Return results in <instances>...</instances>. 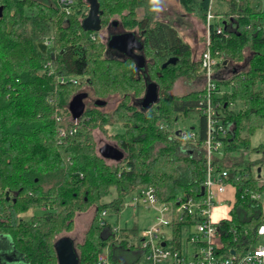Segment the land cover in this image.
<instances>
[{
	"label": "trees",
	"instance_id": "obj_1",
	"mask_svg": "<svg viewBox=\"0 0 264 264\" xmlns=\"http://www.w3.org/2000/svg\"><path fill=\"white\" fill-rule=\"evenodd\" d=\"M71 1L66 12L58 0H0V234L10 237L24 264H58L55 243L74 229L77 215L93 209L83 240L74 244L78 264L96 262L105 249L113 264H137L142 252L127 242L137 226L114 233L111 223L100 225V214L118 216L128 196L147 187L162 202L201 200L207 131L201 55L192 60L176 28L155 18L157 0H95L100 30L117 22L142 42L140 71L107 51L100 30L83 26L89 0ZM177 2L203 24L202 47L210 7L223 26L221 34L215 23L209 31V48L222 59L210 98L230 126L224 156L212 164L215 173H227L225 183L234 189L229 218L219 222L220 251L245 252L257 244V229L264 225L263 159H250L264 157V146H251L252 136L264 129V0ZM39 43H47L45 53ZM170 58L176 64L162 68ZM179 78L202 86L172 95ZM147 81L157 85L158 100L143 110L139 101ZM87 89L96 100L118 98L114 110L103 112L93 102L73 120L69 101ZM185 119L197 123L178 127ZM114 126L120 132L109 133ZM95 129L123 152L122 160L110 164L99 155ZM182 131L196 138H184ZM36 209L42 213L22 216ZM198 219L184 216L178 226Z\"/></svg>",
	"mask_w": 264,
	"mask_h": 264
},
{
	"label": "built area",
	"instance_id": "obj_2",
	"mask_svg": "<svg viewBox=\"0 0 264 264\" xmlns=\"http://www.w3.org/2000/svg\"><path fill=\"white\" fill-rule=\"evenodd\" d=\"M71 2V0H58L61 9L66 12ZM212 2L213 0H210V3ZM213 23L216 33L221 34L223 32L221 19L213 15L210 7L206 13V43L200 60L203 87L207 91L205 105L202 108L207 131L204 141L206 180L202 194L200 190L201 200L177 199L175 204L162 202L153 187L143 188L130 194L123 210L142 209L146 214L153 216L151 226L140 229L135 238L127 239L129 248H137L142 252L137 264H264V225L257 229L258 242L252 249L245 252L232 250L234 254L229 251L228 255L224 256L220 251L219 222H213L211 219V212L225 194L227 186L225 183L227 173L225 171L215 173L212 162L215 158H223V140L227 137L230 127L224 124L218 114L220 104L214 106L210 98V93L215 89V71L222 61L221 58L213 55L209 48V31ZM262 24L264 28V21ZM45 44L47 46V43ZM60 134L65 135L63 130H60ZM181 135L184 138H196V134L190 131H182ZM107 214L106 211L100 214L101 226H106L108 223L105 219ZM184 216H196L199 219L196 223L178 226V222ZM111 228L114 233H119L121 230L118 226ZM92 264H113L107 249L103 250Z\"/></svg>",
	"mask_w": 264,
	"mask_h": 264
},
{
	"label": "rangeland",
	"instance_id": "obj_3",
	"mask_svg": "<svg viewBox=\"0 0 264 264\" xmlns=\"http://www.w3.org/2000/svg\"><path fill=\"white\" fill-rule=\"evenodd\" d=\"M221 6V5H219ZM155 8V18L157 20L167 22L168 24L172 25L176 28L178 34L182 38V40L188 43L191 47V58L192 60H197L201 55L204 47H202V36L204 31L203 24L199 21V18L195 15H190L186 13L178 4L177 0H157L154 4ZM139 17L143 15L141 10H138ZM121 32H126L119 26H110V27H103L98 35L100 40L103 43H106L108 36L113 34H118ZM86 78V77H85ZM202 86L201 82L198 83L197 81L194 83L186 82L183 78L177 79L174 83L172 90L170 91L172 95H183L193 90H198ZM86 92L88 93V98L84 100L85 108L91 106L92 103L96 100V98L92 95V92L87 89ZM118 98L110 99L106 102V104L102 107H98L103 112H111L114 110L118 103ZM191 121V122H190ZM193 121V122H192ZM196 120L185 119L180 121L178 127L180 128H189L192 124H196ZM121 128L118 126L108 128L109 133L120 132ZM93 139L97 147V151L99 148L104 146L105 144L109 143L115 146L114 143L108 141L103 134L95 129L93 131ZM259 145L264 146V129L257 131L251 138V146L257 147ZM244 159H247V157ZM251 160L260 159L262 160L260 169H261V176L264 178V157L260 155H253L250 157ZM108 163L114 164L112 161L107 160ZM230 191L228 192V194ZM114 197L112 194L110 197L105 198V201H110ZM228 200V201H227ZM227 200L223 201L221 198L213 214L211 219L213 222H220L221 220L227 218L229 216V211L231 208V204L234 200L233 196H227ZM264 201V197H263ZM42 211L40 210H31L22 216L27 218L31 215H39ZM93 209L89 210L86 213L77 215L75 218L74 229L71 232L63 234L64 237L69 238L74 244L80 243L83 240V234L88 229L91 223V219L93 217ZM153 216L148 215L145 213L144 210L138 209L137 211H133L132 209L125 208L121 211V213L116 216L112 213L107 214L105 217L108 223H111L112 226H118L119 228H132L133 226H137V228L144 229L148 228L153 223ZM61 235V236H63ZM0 242L6 244V246L11 247L12 242L8 235L0 234ZM134 255H129L130 259L134 258Z\"/></svg>",
	"mask_w": 264,
	"mask_h": 264
},
{
	"label": "water",
	"instance_id": "obj_4",
	"mask_svg": "<svg viewBox=\"0 0 264 264\" xmlns=\"http://www.w3.org/2000/svg\"><path fill=\"white\" fill-rule=\"evenodd\" d=\"M90 11L83 21V26L88 30H100L98 9L95 0H89ZM112 26H117V22H113ZM38 49L42 52H46V44L39 43ZM106 48L109 53L119 54L124 60H130L134 63L136 69L142 71L145 69V59L141 54L143 44L140 39L133 32H121L118 34L111 35L107 42ZM176 58H170L162 68L167 65L176 64ZM88 98L87 92H81L74 95L68 104V111L73 120H78L82 117L85 111L84 100ZM158 100L157 85L154 82L147 81L146 88L143 97L139 101V105L143 110L148 109L154 105ZM106 104L105 101L95 100L94 105L96 107H102ZM99 155L110 161L118 162L124 157L123 152L116 146L109 143L105 144L98 149ZM260 172V169L257 170ZM203 189L201 188V194ZM55 251L57 256L58 264H78V256L75 252L74 243L66 237L59 239L55 243ZM231 254H234L232 251ZM0 264H24V259L21 254L17 253L12 247L5 248L0 245Z\"/></svg>",
	"mask_w": 264,
	"mask_h": 264
},
{
	"label": "crops",
	"instance_id": "obj_5",
	"mask_svg": "<svg viewBox=\"0 0 264 264\" xmlns=\"http://www.w3.org/2000/svg\"><path fill=\"white\" fill-rule=\"evenodd\" d=\"M229 191H230V193L228 194ZM233 194H234V189H233L231 186L227 185V186H226L225 194L221 196V199H222L223 201H225V200H227V196H230V195L233 196ZM227 201H228V200H227ZM216 207H217V206H215V207L213 208V210H212V212H211V216H212L213 211L215 210ZM228 218H229V216H228L227 218H225V219H228ZM0 245L3 246L4 249H5V248H8V246H6V244H4V243H2V242H0Z\"/></svg>",
	"mask_w": 264,
	"mask_h": 264
},
{
	"label": "flooded vegetation",
	"instance_id": "obj_6",
	"mask_svg": "<svg viewBox=\"0 0 264 264\" xmlns=\"http://www.w3.org/2000/svg\"><path fill=\"white\" fill-rule=\"evenodd\" d=\"M111 36V35H110ZM110 36H108V38L110 37ZM108 38H107V40H108ZM107 42V41H106ZM111 54H116V53H111ZM143 72L145 71V70H142Z\"/></svg>",
	"mask_w": 264,
	"mask_h": 264
}]
</instances>
